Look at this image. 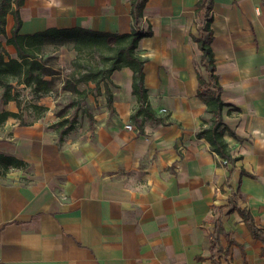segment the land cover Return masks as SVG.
<instances>
[{"label": "crops", "instance_id": "obj_1", "mask_svg": "<svg viewBox=\"0 0 264 264\" xmlns=\"http://www.w3.org/2000/svg\"><path fill=\"white\" fill-rule=\"evenodd\" d=\"M130 1L23 0L19 32L126 34ZM197 1L144 5L140 29L151 35L140 39L137 54L146 59L155 120L132 118V72L122 68L97 89L87 84L93 93L82 134L70 130L59 142L45 116L5 122L0 155L26 166L9 169L19 175L14 181H0V264H211L212 207H225L235 193L264 232V0H213L211 50L232 133L223 136L232 158L226 164L196 137L205 116L192 39ZM13 24L7 14L6 36ZM0 111L19 112L14 102ZM221 225L228 238L218 236L220 264H264L262 243L236 211L224 208Z\"/></svg>", "mask_w": 264, "mask_h": 264}, {"label": "trees", "instance_id": "obj_2", "mask_svg": "<svg viewBox=\"0 0 264 264\" xmlns=\"http://www.w3.org/2000/svg\"><path fill=\"white\" fill-rule=\"evenodd\" d=\"M147 0H131L130 16L132 19V28L126 34H108L94 32L79 28L74 29H48L44 32L31 35H22L19 30L21 20L18 14V8L22 5L23 0H0V100L2 105L8 102H14L19 110L18 113L0 111V130L9 118H15L20 124L25 125L22 112L20 109V95L16 86H23L30 90L32 94H44L49 91L50 81L45 78L53 75L49 66L45 64L43 58L44 51L48 45L55 47L67 46L73 53L74 57L71 61L73 69L70 79L64 82L63 88L72 86V92L79 95L80 101L85 99L92 91L89 88L78 90L76 84L92 83L95 89L109 79L112 72L122 68H129L132 72V94L136 98L138 107L132 118L136 116H144L147 119L155 120V114L147 105V94L144 87V64L146 59L141 58L137 54L138 42L142 37L151 35V31H142L140 23L142 20V12ZM14 5V8H12ZM213 0H198L195 7V17L198 22L197 36L192 39L197 44L200 55L197 60V97L205 105V116L201 118V124L197 138L204 139L222 161L231 163L230 150L227 143L223 139L224 133L230 135L223 122V109L226 104L222 101V88L215 74V60L211 50L213 34L210 29L211 10ZM10 14L13 18V27L10 36L5 34V17ZM2 40L6 45L12 46L15 51V57H10L5 51ZM69 79V78H68ZM107 105L110 107V98H107ZM30 107L37 111H45L44 107L36 104H30ZM42 115H36L34 119H38ZM61 124L52 126L57 131L58 141H62V137L71 130V126L60 130ZM58 129V130H57ZM26 164L16 158L0 155V176H4L10 168H25ZM242 175L249 176L244 171ZM239 194H231L228 198V204L225 207H212L217 212V217L212 220L214 223V231L211 235V246L209 258L211 264H220L218 253L221 251L218 236L224 235L221 225V217L223 209L227 208L228 213L236 211L241 217L244 225L249 231L252 239L262 243L259 256L264 258V232L254 223L250 212L240 207L238 204ZM228 245H235V241L228 239Z\"/></svg>", "mask_w": 264, "mask_h": 264}, {"label": "rangeland", "instance_id": "obj_3", "mask_svg": "<svg viewBox=\"0 0 264 264\" xmlns=\"http://www.w3.org/2000/svg\"><path fill=\"white\" fill-rule=\"evenodd\" d=\"M2 43H4V40H2ZM73 57L74 53L67 46L55 47L54 45H48L44 51L43 58L46 59L45 64L49 66L53 72V75L45 78L50 81L49 91L44 94H32L29 89L16 86L20 95L21 114L26 116L24 117L26 122H30L33 117L39 114L42 115V117H47V123L49 125L55 126L61 124L59 127L60 130L71 126V130L82 134L83 131L88 128L86 119L90 111L88 103L90 99L89 95L80 101L81 97L72 92V86L66 89L63 88L64 82L73 80L70 79L72 73H74L71 67ZM71 83L73 84L74 81ZM75 86L78 90H84L88 87L84 83L76 84ZM30 104H39V106L45 108V111L36 112L30 107ZM1 107L2 102L0 100V108ZM11 172L12 171L8 172V176L6 177L5 175V178H1L0 181L12 182L19 176ZM25 180L26 178H24V181Z\"/></svg>", "mask_w": 264, "mask_h": 264}, {"label": "built area", "instance_id": "obj_4", "mask_svg": "<svg viewBox=\"0 0 264 264\" xmlns=\"http://www.w3.org/2000/svg\"><path fill=\"white\" fill-rule=\"evenodd\" d=\"M125 129H127V130H131V129H132V127H131V125H126V126H125ZM222 163H223V164H226V162H225V161H222Z\"/></svg>", "mask_w": 264, "mask_h": 264}]
</instances>
